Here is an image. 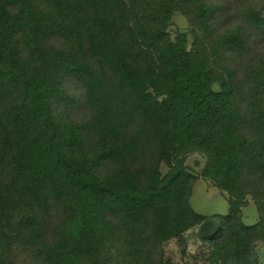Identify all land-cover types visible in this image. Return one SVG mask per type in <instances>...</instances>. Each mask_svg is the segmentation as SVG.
Segmentation results:
<instances>
[{
  "label": "trees",
  "instance_id": "obj_1",
  "mask_svg": "<svg viewBox=\"0 0 264 264\" xmlns=\"http://www.w3.org/2000/svg\"><path fill=\"white\" fill-rule=\"evenodd\" d=\"M188 233L264 264V0H0V264H169Z\"/></svg>",
  "mask_w": 264,
  "mask_h": 264
},
{
  "label": "rangeland",
  "instance_id": "obj_2",
  "mask_svg": "<svg viewBox=\"0 0 264 264\" xmlns=\"http://www.w3.org/2000/svg\"><path fill=\"white\" fill-rule=\"evenodd\" d=\"M186 27V20L180 14H175L170 29L175 31ZM186 164L192 172L197 174L201 170L203 159L197 154H192L187 157ZM165 170L166 167L162 165V171L164 172ZM247 201V204L242 207L241 220L245 223H252L257 219L258 214L249 197H247ZM190 203L194 210L202 214H224L228 208L224 194L208 180L201 177L193 185ZM197 245V239L194 238L193 233H188L186 236L183 254H181L177 241H169L165 245V252L170 260L169 264H198ZM257 257L261 263H264V244L258 247Z\"/></svg>",
  "mask_w": 264,
  "mask_h": 264
}]
</instances>
